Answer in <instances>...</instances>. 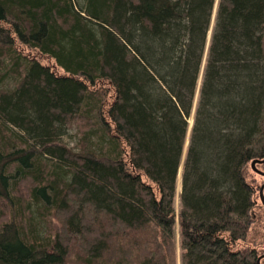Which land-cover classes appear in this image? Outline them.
I'll return each mask as SVG.
<instances>
[{
  "label": "trees",
  "instance_id": "obj_1",
  "mask_svg": "<svg viewBox=\"0 0 264 264\" xmlns=\"http://www.w3.org/2000/svg\"><path fill=\"white\" fill-rule=\"evenodd\" d=\"M216 1L0 0V264H179L177 219L181 264H258L264 0L218 2L175 209Z\"/></svg>",
  "mask_w": 264,
  "mask_h": 264
},
{
  "label": "rangeland",
  "instance_id": "obj_2",
  "mask_svg": "<svg viewBox=\"0 0 264 264\" xmlns=\"http://www.w3.org/2000/svg\"><path fill=\"white\" fill-rule=\"evenodd\" d=\"M218 2H219V0L216 1L215 7L213 10L211 26L209 29V33H208V37H207V44L205 47L204 57H203L202 65H201V72H200L201 74H200V77L198 80V85H197V93H196V98H195L193 114H192L191 119L189 120V123H190L189 132H188V135L186 138L183 158H182V162H181V168H180V171H179V174L177 177V181H176L175 209H176L177 214H179L180 209H181V195H182V191H183L184 163H185L186 155H187L188 148H189V145L191 142L192 128L194 125V115L196 113L200 89H201L203 76H204V69L206 66L207 58H208V51H209V47H210V43H211V39H212V32H213L214 26H215V20H216L217 11H218ZM24 52L27 55H30V56L33 55L41 63H43L44 65H48L51 68H54V70H56V71H58V69L60 70V68L56 69V61L53 58L49 57L48 55L41 54L37 49L33 50V51H31L29 49H27V50L25 49ZM60 72L64 73L63 70H60ZM96 88L100 89V92L104 94V99H105L104 104H106V107H107V104L112 103L113 99L115 98L113 86L110 84L109 81L101 80L98 83V85L96 86ZM85 127H86L85 125L83 127V126L77 125L76 123H71L70 128L68 129V131L63 136L64 144H66L69 148L75 149L74 147L77 145L79 140L83 139L82 138L83 137L82 130L83 131H84V129L86 130ZM253 174H254L253 176L258 180L259 184L262 185L264 183V178L261 175H258V174L256 175L255 173H253ZM259 204L262 205L260 200H259ZM1 211L2 210L0 209V212ZM257 214L260 216L258 219V215H257V219H258L257 228H256V226L254 227V229H256L257 231L254 233V236L252 235V237L250 238L249 241H251L252 245H255L256 248L258 247L259 249H262V248H264V239H263V234H264L263 233L264 232V207L261 206L257 210ZM175 233H176V239H177L178 263L181 264L180 225L178 223V219H177V225L175 228Z\"/></svg>",
  "mask_w": 264,
  "mask_h": 264
},
{
  "label": "water",
  "instance_id": "obj_3",
  "mask_svg": "<svg viewBox=\"0 0 264 264\" xmlns=\"http://www.w3.org/2000/svg\"><path fill=\"white\" fill-rule=\"evenodd\" d=\"M263 163H264V160H255L251 164L253 171L261 176H264V171L259 169L257 166ZM260 198H261L262 204L264 205V184L261 186V189H260ZM263 258H264V255L259 258L258 264H261V260Z\"/></svg>",
  "mask_w": 264,
  "mask_h": 264
},
{
  "label": "bare ground",
  "instance_id": "obj_4",
  "mask_svg": "<svg viewBox=\"0 0 264 264\" xmlns=\"http://www.w3.org/2000/svg\"><path fill=\"white\" fill-rule=\"evenodd\" d=\"M258 160H264V159H258ZM264 164V163H263ZM259 165H262V164H259ZM264 206V205H263Z\"/></svg>",
  "mask_w": 264,
  "mask_h": 264
}]
</instances>
